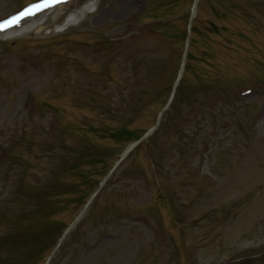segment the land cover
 <instances>
[{
    "label": "rangeland",
    "instance_id": "374dc122",
    "mask_svg": "<svg viewBox=\"0 0 264 264\" xmlns=\"http://www.w3.org/2000/svg\"><path fill=\"white\" fill-rule=\"evenodd\" d=\"M88 1L0 0V264H264V0Z\"/></svg>",
    "mask_w": 264,
    "mask_h": 264
},
{
    "label": "bare ground",
    "instance_id": "6f19581e",
    "mask_svg": "<svg viewBox=\"0 0 264 264\" xmlns=\"http://www.w3.org/2000/svg\"><path fill=\"white\" fill-rule=\"evenodd\" d=\"M95 4H96V0H89L88 3H86V5L83 8L72 12L70 14V16L67 18V20L65 22V26L73 24L72 22L74 21V19L78 18V16L80 14H82L83 12L90 11ZM37 17L38 16L32 18V20L30 21V24H27V25L25 24L26 26L23 24L24 27L21 30L25 31V30H31L34 28H36L37 30L41 29V27L43 25V22H42L43 19H42V17L41 18H37ZM10 29H12V28H10ZM13 30H10V31H13Z\"/></svg>",
    "mask_w": 264,
    "mask_h": 264
},
{
    "label": "snow or ice",
    "instance_id": "6c2138e0",
    "mask_svg": "<svg viewBox=\"0 0 264 264\" xmlns=\"http://www.w3.org/2000/svg\"><path fill=\"white\" fill-rule=\"evenodd\" d=\"M59 2H65V0H39V2L32 5V8H35L37 11L42 10L45 7L52 6V3H59ZM31 13V9H27L25 13H21V17H23L25 14ZM18 19L16 22L18 23ZM6 26H11L10 23L8 24H0V30H5Z\"/></svg>",
    "mask_w": 264,
    "mask_h": 264
},
{
    "label": "water",
    "instance_id": "95a60500",
    "mask_svg": "<svg viewBox=\"0 0 264 264\" xmlns=\"http://www.w3.org/2000/svg\"><path fill=\"white\" fill-rule=\"evenodd\" d=\"M195 6H196V5H194V10H195V8H196ZM188 41H189V37H188V39H187V43H188ZM185 58H186V55H185L184 58H183V65H184V63H185ZM133 146H134V144L131 145V146L129 147V149H131ZM129 149H128V150H129ZM128 150H127V151H128ZM127 151H126V152H127ZM126 152L124 153V155L126 154ZM124 155H123V156H124Z\"/></svg>",
    "mask_w": 264,
    "mask_h": 264
},
{
    "label": "trees",
    "instance_id": "16d2710c",
    "mask_svg": "<svg viewBox=\"0 0 264 264\" xmlns=\"http://www.w3.org/2000/svg\"><path fill=\"white\" fill-rule=\"evenodd\" d=\"M142 136H140L139 138H137L135 141H137L138 139H140Z\"/></svg>",
    "mask_w": 264,
    "mask_h": 264
}]
</instances>
